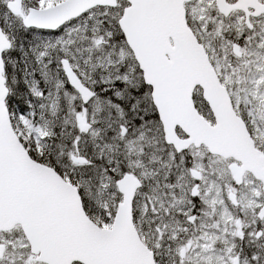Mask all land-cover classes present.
Segmentation results:
<instances>
[{
    "label": "snow or ice",
    "instance_id": "snow-or-ice-1",
    "mask_svg": "<svg viewBox=\"0 0 264 264\" xmlns=\"http://www.w3.org/2000/svg\"><path fill=\"white\" fill-rule=\"evenodd\" d=\"M0 264H264V0H0Z\"/></svg>",
    "mask_w": 264,
    "mask_h": 264
}]
</instances>
